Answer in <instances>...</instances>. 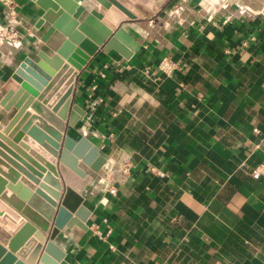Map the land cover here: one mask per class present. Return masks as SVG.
I'll list each match as a JSON object with an SVG mask.
<instances>
[{
	"label": "crops",
	"instance_id": "0c3cea01",
	"mask_svg": "<svg viewBox=\"0 0 264 264\" xmlns=\"http://www.w3.org/2000/svg\"><path fill=\"white\" fill-rule=\"evenodd\" d=\"M16 1L0 96L40 47L34 3ZM200 2L156 0L152 16L131 7L121 26L139 48L128 59L99 50L78 75L76 131L108 157L81 192L87 229L56 237L71 264H264V176L251 175L264 161V0ZM163 56L178 63L171 75L154 70ZM122 158L132 166L121 178ZM107 166L115 194L98 182Z\"/></svg>",
	"mask_w": 264,
	"mask_h": 264
},
{
	"label": "water",
	"instance_id": "95a60500",
	"mask_svg": "<svg viewBox=\"0 0 264 264\" xmlns=\"http://www.w3.org/2000/svg\"><path fill=\"white\" fill-rule=\"evenodd\" d=\"M31 1L40 47L18 62L16 88L0 96V264H71L56 237L87 229L81 192L108 157L76 131L85 112L73 102L74 84L99 50L132 56L139 43L121 23L136 19L131 7L154 15L156 0Z\"/></svg>",
	"mask_w": 264,
	"mask_h": 264
},
{
	"label": "built area",
	"instance_id": "2783aa9c",
	"mask_svg": "<svg viewBox=\"0 0 264 264\" xmlns=\"http://www.w3.org/2000/svg\"><path fill=\"white\" fill-rule=\"evenodd\" d=\"M3 7H5L7 20L6 24L0 27V37L15 39L18 36L17 18H16V6L18 5L16 0H0ZM178 68V63L168 56L161 57L156 63L155 69L158 73L171 75ZM132 162L127 158H122L115 167V172L122 178L129 173ZM113 168L107 166L104 173L98 178V182L103 186L105 192L109 194H115L116 185L114 183L115 177L112 172ZM251 175L253 178H259L264 176V161L255 166Z\"/></svg>",
	"mask_w": 264,
	"mask_h": 264
}]
</instances>
